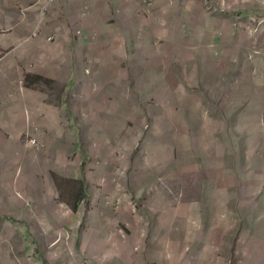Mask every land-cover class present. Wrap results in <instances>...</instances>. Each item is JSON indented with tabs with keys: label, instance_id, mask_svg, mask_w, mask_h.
<instances>
[{
	"label": "rangeland",
	"instance_id": "rangeland-1",
	"mask_svg": "<svg viewBox=\"0 0 264 264\" xmlns=\"http://www.w3.org/2000/svg\"><path fill=\"white\" fill-rule=\"evenodd\" d=\"M237 17L227 34L228 48L215 55V50H203V64L209 68L211 58H220L222 71L217 75L196 73L199 56L194 58L190 48L183 62L187 73L175 75L180 60L172 59L167 82L149 75L138 80L137 74L136 81L124 74L115 82L114 73L106 75L112 79L99 81L92 72L85 89L90 122L69 131L74 149L62 144L66 139L48 144L55 132L50 129L32 131L25 138L38 137L39 150L50 159L58 155L66 161L65 154L70 161L79 159L87 183L106 191L108 204L113 203L110 195L123 204L124 226L132 212L141 220L139 225L150 224L144 246L149 256L169 252L178 261L182 254L183 264H264V111L258 110L264 109V15L259 21L247 20V31L239 27L245 23ZM8 34V25L0 24V37ZM14 50L1 49L0 58H11ZM106 54L103 50L95 59ZM33 78L27 75V87L42 85ZM88 156L111 168L105 174L95 172ZM16 161H9L7 168ZM52 180L56 201L72 206L76 189L62 179ZM148 190L152 192L145 194ZM25 198L32 202L33 194L0 192V204L9 210V215L0 213V264H48L47 255L66 243L74 226L84 225V220L39 225L28 218L20 224L25 218L17 212ZM81 208L86 217L85 203ZM49 215H42V221ZM134 228L132 241L144 229ZM191 255L199 261H192Z\"/></svg>",
	"mask_w": 264,
	"mask_h": 264
},
{
	"label": "crops",
	"instance_id": "crops-1",
	"mask_svg": "<svg viewBox=\"0 0 264 264\" xmlns=\"http://www.w3.org/2000/svg\"><path fill=\"white\" fill-rule=\"evenodd\" d=\"M45 4L46 10L42 11ZM263 15L264 0H0V24L8 25L9 32L0 37V50L15 48L11 58H0V192L33 194L32 202L25 198L19 204L18 217L25 218L20 224H25L27 218L39 225L85 221L81 227H73L71 237L66 235V243H61L53 255H47L48 264L185 262L182 254L178 261H173L169 252L149 256L144 246L150 224L139 225L141 220L132 212L124 226L123 204L116 202L115 195H110L113 203L108 204L106 191L95 190L87 183L79 159L70 161L68 154L62 157L66 161L58 155L50 159L48 153L39 150L38 137V141L33 139L35 142L25 138L32 131L50 129L55 132L48 144L66 139L62 144L74 149L76 141L69 131L90 122L91 103L85 89L92 72L99 81L112 79L106 75L114 73L115 82H121L124 74L134 81L137 74L138 80L149 75L167 82L172 59L180 60L175 75L187 73L183 62L187 63L185 50L190 48L194 58L199 56L196 73L217 75L222 71L220 58H211L209 68L203 64V50L205 54L215 50V55L217 50L221 54L223 48H228L233 16L244 20L239 27L247 31L251 26L247 20L254 22L258 17L259 21ZM17 37L23 40L16 41ZM103 50H107L106 56L95 59ZM29 74L42 85L27 87ZM235 107L243 108L238 104ZM258 110L264 111L260 107ZM11 160L17 161L8 169ZM87 161L101 174L111 168L106 161H92L90 156ZM52 177L76 189L72 206L56 201ZM149 192L152 190L144 193ZM83 203L89 211L86 217L80 211ZM3 205L1 215H9L8 207ZM49 214L52 217L43 222L42 215ZM133 227H144L134 241L130 239ZM190 259L199 261L193 255Z\"/></svg>",
	"mask_w": 264,
	"mask_h": 264
}]
</instances>
